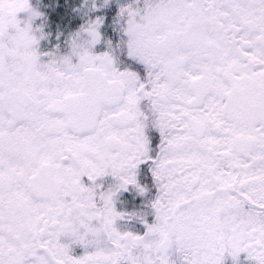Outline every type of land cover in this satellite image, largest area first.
Here are the masks:
<instances>
[{"label": "snow or ice", "instance_id": "6c2138e0", "mask_svg": "<svg viewBox=\"0 0 264 264\" xmlns=\"http://www.w3.org/2000/svg\"><path fill=\"white\" fill-rule=\"evenodd\" d=\"M0 264H264V0H0Z\"/></svg>", "mask_w": 264, "mask_h": 264}]
</instances>
